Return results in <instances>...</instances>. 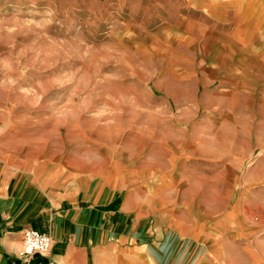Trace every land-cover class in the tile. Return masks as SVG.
<instances>
[{"label":"rangeland","instance_id":"obj_1","mask_svg":"<svg viewBox=\"0 0 264 264\" xmlns=\"http://www.w3.org/2000/svg\"><path fill=\"white\" fill-rule=\"evenodd\" d=\"M111 3L0 0L4 165L15 161L37 183L95 195L122 189L148 169L168 174L175 162L166 161L191 150L182 137H201L218 175L227 162L243 175L254 171L264 189V56L229 54L231 62L222 63L227 57L209 49L204 65L221 71L207 73L208 86L193 87L170 69L172 46L162 54L164 40L132 38ZM148 22L139 26L148 29ZM233 61L245 66L243 81L232 77ZM224 184L192 182L218 196Z\"/></svg>","mask_w":264,"mask_h":264},{"label":"crops","instance_id":"obj_2","mask_svg":"<svg viewBox=\"0 0 264 264\" xmlns=\"http://www.w3.org/2000/svg\"><path fill=\"white\" fill-rule=\"evenodd\" d=\"M112 3L114 20L125 30L128 26L132 38L164 40H158L162 54L172 46L170 69L193 87L208 86L212 80L207 73L221 71L204 65L209 49L226 57L250 51L264 56V0ZM147 20L148 29L139 26ZM234 64L237 74L232 77L243 81L245 66ZM199 129L206 135V128ZM182 139L191 150L182 149L178 160L166 161L175 162L168 174L148 169L130 175L122 189L102 188L95 195L37 183L21 175L15 161L5 166L0 156V264H264L260 178L251 176L254 171L243 175L227 162H221L226 169L218 175L212 156L201 152L206 138ZM197 180L225 184L218 196L194 189ZM27 229L51 239L48 254L22 256Z\"/></svg>","mask_w":264,"mask_h":264},{"label":"built area","instance_id":"obj_3","mask_svg":"<svg viewBox=\"0 0 264 264\" xmlns=\"http://www.w3.org/2000/svg\"><path fill=\"white\" fill-rule=\"evenodd\" d=\"M51 245V239L47 235L27 229L23 233L22 256L25 259H30L35 255L44 256L50 251Z\"/></svg>","mask_w":264,"mask_h":264}]
</instances>
